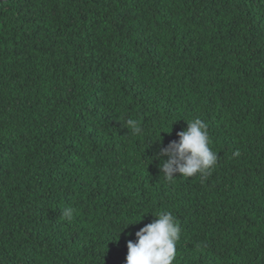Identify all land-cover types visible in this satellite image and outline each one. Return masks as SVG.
<instances>
[{"label":"trees","instance_id":"trees-1","mask_svg":"<svg viewBox=\"0 0 264 264\" xmlns=\"http://www.w3.org/2000/svg\"><path fill=\"white\" fill-rule=\"evenodd\" d=\"M194 119L217 164L168 180ZM161 212L174 264H264V0L1 1L0 264H126Z\"/></svg>","mask_w":264,"mask_h":264},{"label":"clouds","instance_id":"clouds-1","mask_svg":"<svg viewBox=\"0 0 264 264\" xmlns=\"http://www.w3.org/2000/svg\"><path fill=\"white\" fill-rule=\"evenodd\" d=\"M126 127L133 133L142 132L138 121L127 119ZM179 141L162 148L156 159H165L160 164L163 176L172 180L176 173L183 177L199 174L205 177L217 164V154L210 148V138L206 124L200 119L187 122L186 130L178 134ZM239 156V151L234 153ZM71 208L64 210L71 217ZM153 222L136 232V241L127 243L126 264H174L176 244L180 238V226L170 212H161ZM137 224V223H133ZM131 224V225H133ZM120 238V237H119Z\"/></svg>","mask_w":264,"mask_h":264},{"label":"water","instance_id":"water-1","mask_svg":"<svg viewBox=\"0 0 264 264\" xmlns=\"http://www.w3.org/2000/svg\"><path fill=\"white\" fill-rule=\"evenodd\" d=\"M1 1H6V0H1ZM1 1H0V2H1Z\"/></svg>","mask_w":264,"mask_h":264}]
</instances>
